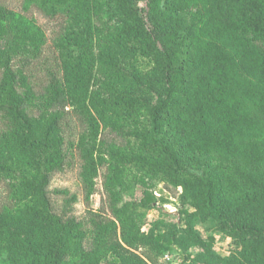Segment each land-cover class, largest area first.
Returning <instances> with one entry per match:
<instances>
[{
  "label": "trees",
  "instance_id": "obj_1",
  "mask_svg": "<svg viewBox=\"0 0 264 264\" xmlns=\"http://www.w3.org/2000/svg\"><path fill=\"white\" fill-rule=\"evenodd\" d=\"M138 2L0 0V264H264V0ZM128 169L184 225L142 229Z\"/></svg>",
  "mask_w": 264,
  "mask_h": 264
},
{
  "label": "rangeland",
  "instance_id": "obj_2",
  "mask_svg": "<svg viewBox=\"0 0 264 264\" xmlns=\"http://www.w3.org/2000/svg\"><path fill=\"white\" fill-rule=\"evenodd\" d=\"M138 5L142 9L143 15L147 18V0H139ZM147 20V19H146ZM97 23V22H96ZM148 30H152L151 24L146 22ZM137 173L133 169L125 171L124 185L118 187V191L121 193L122 198L127 202H133L138 204V208L135 211L136 216L142 226V229L148 230L151 225L156 224L160 221L167 223H177L178 225H184L181 221L182 215L180 213V202L175 196L177 192L166 189L163 183L154 181L150 182L149 191L153 193L158 199L152 204L150 209H147L140 205L143 197V186L137 181ZM149 183V182H148ZM52 187L69 189L72 192L78 191L77 179L73 173H63L55 177L52 183ZM103 188V177L100 175L97 178V192L92 196L91 204L97 207L99 204L100 196ZM164 199L165 201H163ZM85 210L84 203L80 200L74 205V213L76 215L83 214ZM196 230L200 235L206 239L211 240L214 250L220 255L228 254L231 249L235 247L232 239L225 234L216 231L213 227L208 224H196ZM139 253L149 262L153 259V253L143 248L139 249ZM182 253L177 246H172L169 250H166L158 258V262L163 264H183Z\"/></svg>",
  "mask_w": 264,
  "mask_h": 264
}]
</instances>
